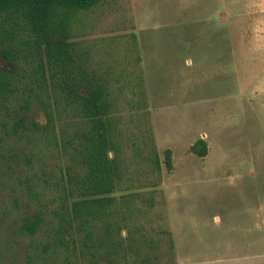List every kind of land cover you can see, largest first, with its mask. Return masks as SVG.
Masks as SVG:
<instances>
[{"label":"rangeland","instance_id":"obj_1","mask_svg":"<svg viewBox=\"0 0 264 264\" xmlns=\"http://www.w3.org/2000/svg\"><path fill=\"white\" fill-rule=\"evenodd\" d=\"M74 26L93 67L141 69L148 111L122 105L123 114L149 127L160 156L172 150L155 204L137 218V237L159 255L153 264H264V0H105ZM23 96L0 94V264H28L21 219L48 207L47 229L58 203L45 179L63 156L32 124L42 109L23 108ZM198 137L204 156L189 149Z\"/></svg>","mask_w":264,"mask_h":264},{"label":"trees","instance_id":"obj_2","mask_svg":"<svg viewBox=\"0 0 264 264\" xmlns=\"http://www.w3.org/2000/svg\"><path fill=\"white\" fill-rule=\"evenodd\" d=\"M103 1L0 0V60L8 64L0 62L1 97L21 90L23 108L37 104L44 117L32 124L63 156L45 179L58 202L49 227L43 229L48 207L23 216L18 226L30 238L28 264H129V253L142 264L160 261L147 249L151 240L137 237V218L155 204L162 168L173 169L172 150L160 156L149 127L137 129L121 107L147 113L141 69L115 73L109 64L99 70L73 38L80 15ZM189 149L204 156L207 142L198 137ZM141 164L144 180L135 185ZM43 230L45 238L37 240Z\"/></svg>","mask_w":264,"mask_h":264}]
</instances>
